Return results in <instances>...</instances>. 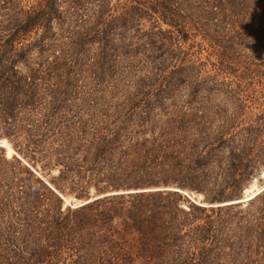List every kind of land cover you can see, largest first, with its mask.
<instances>
[{"label":"trees","instance_id":"trees-1","mask_svg":"<svg viewBox=\"0 0 264 264\" xmlns=\"http://www.w3.org/2000/svg\"><path fill=\"white\" fill-rule=\"evenodd\" d=\"M108 1L0 0V133L28 162L0 171V264H264V187L220 203L264 167V0ZM58 165L107 182L63 205L28 179Z\"/></svg>","mask_w":264,"mask_h":264},{"label":"rangeland","instance_id":"rangeland-1","mask_svg":"<svg viewBox=\"0 0 264 264\" xmlns=\"http://www.w3.org/2000/svg\"><path fill=\"white\" fill-rule=\"evenodd\" d=\"M22 3H30V1L32 0H22ZM120 3H122L123 0H119ZM118 0H109L108 1V5H113L114 3H117ZM141 24L143 25V27H147L148 25H150V21L149 20H145L142 19L141 20ZM162 27H165L166 25L161 24ZM195 40L201 41L200 38L198 36H196L194 38ZM185 47V46H184ZM200 51H194L195 48H197V46H193L192 49L193 50V54L191 55V59L192 61L194 60L195 62L198 61H203L206 59V53L207 51L210 50V46H208V44L204 41L201 42V46H200ZM209 60H214V56L212 54L208 55L207 57ZM206 67L210 68V64L208 62H206ZM210 71L212 72V69L210 68ZM225 78H227V76H225ZM229 78H233V75L229 74ZM176 101H175V106L171 105L169 100H165L163 104L160 105H155L153 107V109L151 110V112L149 113V116L146 117L147 119L144 120L143 124H142V129L144 128V132L142 131L141 137L143 138H149L151 135H155L157 130L160 128V126H165L164 123V119L167 118L168 116H171L175 113H181L182 111H185V107L186 104H188L187 99L184 95H182L181 93L178 94V96L175 97ZM190 99V98H189ZM191 102V101H190ZM189 102V103H190ZM262 105H264V102L262 103ZM256 109L253 108V111H255ZM150 127L153 128V131L150 130ZM15 139H12V137H7L4 134L0 133V171L1 170H7V169H17L18 171L21 169L22 166L26 165L28 162L25 158H23L21 156V154H19L17 152V150L13 147V141ZM70 156V155H68ZM117 155L114 154L112 156H110L112 159H114ZM71 157L73 159H79V156H77V154H72ZM53 158V156H52ZM159 158V157H158ZM70 159V157H69ZM60 165V164H59ZM58 166H50L47 168H44L43 170H34L35 171V175L33 177H28L26 176V173L21 170L19 172L20 176H24V177H28L29 182H32L33 184H36L34 181V177L35 176H40L42 177L43 180H45L50 186L53 187V184L51 183L50 179H53L57 182H60V184H62L63 190L64 192L61 193L63 195V197H66V201L63 200V205L70 203L71 205H75V203L78 200H81L83 198H75L73 195L76 190V188H81L79 186H83V188H85L86 190V194L87 195H91L94 196L97 193H99V191L102 190H97L96 187L98 186H103L106 184V180L103 177V175H105V172L100 170V169H81L78 173H68L67 176H57L58 174ZM264 180V167H261L260 170L256 173H254L251 178H249V180L243 185L242 189H241V194H243L245 191H249L252 189H256V186L258 184L261 183V181ZM151 187L149 188H154V185H149ZM169 186V185H167ZM164 186L162 184L156 185V187H167ZM141 187V186H139ZM112 188H107L106 190H109ZM147 189V188H146ZM184 191V190H183ZM181 191V192H183ZM256 191V190H255ZM185 192V191H184ZM187 192V191H186ZM253 191H251L252 193ZM191 197L195 199H200L202 197V193L201 192H191ZM235 199H229L226 201H222L220 203H224V202H228V201H233Z\"/></svg>","mask_w":264,"mask_h":264},{"label":"water","instance_id":"water-1","mask_svg":"<svg viewBox=\"0 0 264 264\" xmlns=\"http://www.w3.org/2000/svg\"><path fill=\"white\" fill-rule=\"evenodd\" d=\"M264 187V180L263 181H261V183L260 184H258L257 186H256V191H259L261 188H263ZM162 188H167V189H178L177 187H173V186H167V187H162ZM147 189H160V187H154V188H147ZM180 190V189H179ZM114 191V190H113ZM130 191H132V190H130ZM180 191H183V190H180ZM250 191V190H249ZM255 191V190H254ZM248 191H245L241 196H239V197H237V198H234V199H239V200H235V202L236 201H241L240 200V198L242 199V198H244V197H247V196H249L250 194H248L247 196L245 195L246 193H247ZM109 193V192H108ZM183 193H185L184 191H183ZM188 196V195H187ZM192 201H195L192 197H190V196H188ZM250 197V196H249ZM249 197H247V198H249ZM86 199V198H85ZM85 199H81V200H78L75 204H79V203H82L83 202V200H85ZM67 204H70V203H67ZM71 205V204H70Z\"/></svg>","mask_w":264,"mask_h":264},{"label":"bare ground","instance_id":"bare-ground-1","mask_svg":"<svg viewBox=\"0 0 264 264\" xmlns=\"http://www.w3.org/2000/svg\"><path fill=\"white\" fill-rule=\"evenodd\" d=\"M257 189V188H256ZM256 189H252V190H250V191H248L245 195L247 196L248 194H250L249 196L251 197L254 193H256L257 191H254V190H256ZM251 191H253L252 193H251ZM249 196H247V197H249ZM63 197V196H62ZM247 197H244V198H240V200H245V199H247ZM63 200H67L66 198H64L63 197ZM235 200H239V199H235ZM235 200H233V201H228V202H224V203H232V202H235ZM223 203V204H224Z\"/></svg>","mask_w":264,"mask_h":264}]
</instances>
